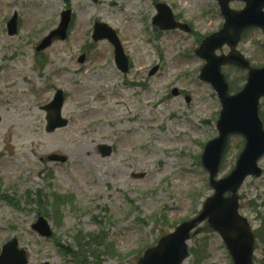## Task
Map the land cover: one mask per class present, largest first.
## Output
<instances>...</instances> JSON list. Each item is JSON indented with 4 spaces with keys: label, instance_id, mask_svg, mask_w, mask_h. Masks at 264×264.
I'll list each match as a JSON object with an SVG mask.
<instances>
[{
    "label": "rangeland",
    "instance_id": "1",
    "mask_svg": "<svg viewBox=\"0 0 264 264\" xmlns=\"http://www.w3.org/2000/svg\"><path fill=\"white\" fill-rule=\"evenodd\" d=\"M157 3L168 4L192 33L158 30ZM68 9V40L36 51ZM14 14L19 32L12 37ZM96 23L116 31L129 73L117 69L108 41L94 42ZM223 24L218 0H0V254L17 240L29 264H138L146 249L195 218L213 196L200 159L218 136L222 110L199 80L205 62L195 50ZM238 51L264 66V34L252 30ZM223 72L233 93L244 89L246 72ZM59 89L69 125L49 134L43 107ZM260 106L262 117L264 100ZM230 140L221 179L243 151L241 137ZM105 145L113 154L103 158ZM52 155L67 162H50ZM259 166L264 171V158ZM239 194L241 214L259 230L255 263L263 264L264 176L248 178ZM55 195L66 201L58 210ZM39 216L51 224L52 241L32 230ZM201 228L185 264H232L222 238Z\"/></svg>",
    "mask_w": 264,
    "mask_h": 264
},
{
    "label": "water",
    "instance_id": "2",
    "mask_svg": "<svg viewBox=\"0 0 264 264\" xmlns=\"http://www.w3.org/2000/svg\"><path fill=\"white\" fill-rule=\"evenodd\" d=\"M220 11L227 23L219 34L206 39L196 52L206 61V66L201 70V81L214 88L221 101L223 111L217 123L219 137L210 142L204 149L202 156L203 167L210 174V184L215 191L209 198L203 211L194 220L184 222L176 228V231L160 240L159 244L146 251L139 264H183L189 256L187 241L191 233L200 224L207 221L208 226L223 238L227 249L230 251L234 264H254L255 237L247 220L239 213L238 191L248 176L255 178L263 174L258 168V160L264 156V128L259 117V103L264 98V69L252 70L243 56L236 52L244 30L256 27L264 30V0H243L247 3L246 10L236 13L230 10L229 4L235 0H218ZM240 1V0H238ZM158 16L153 24L162 31L181 29L190 32L188 25L175 22L170 7L166 4L158 5ZM71 12L62 15L63 19L56 32L48 36L37 48V51L46 50L53 43V39L59 37L66 40L68 26L71 22ZM18 19L15 15L8 24L11 36L18 33ZM96 41L107 39L114 45L117 66L123 72H128V58L124 54L123 47L116 33L105 25H96L94 37ZM229 45L231 55L216 56L215 52L223 46ZM85 57L80 58L84 62ZM227 64H237L241 68L249 70L248 82L244 90L230 96V87L225 75L221 73L222 67ZM158 71H152L154 75ZM56 97L44 110L47 112V132L51 133L68 125V121L62 118L61 111L64 106L65 95L58 91ZM177 95V92H174ZM1 120V119H0ZM235 134L246 139L245 151L238 158L235 170L226 179L217 181L225 150L229 138ZM100 153L106 157L111 155V148L100 147ZM51 161L65 162L66 158L52 156ZM229 194V196H228ZM34 229L42 237H51L50 227L45 219H40ZM199 231L195 233L198 234ZM0 264H27L25 252H20L16 240L5 246Z\"/></svg>",
    "mask_w": 264,
    "mask_h": 264
},
{
    "label": "trees",
    "instance_id": "3",
    "mask_svg": "<svg viewBox=\"0 0 264 264\" xmlns=\"http://www.w3.org/2000/svg\"><path fill=\"white\" fill-rule=\"evenodd\" d=\"M43 198H44V197H43ZM43 198H42L41 196H39V197L36 199L35 203H37L39 206H41V205H42L41 200H42ZM54 199H55V202H56V210H58V209L61 207V205H62V203H61L62 198L59 197L58 195H55V196H54ZM79 242H80V241H78L77 243L79 244Z\"/></svg>",
    "mask_w": 264,
    "mask_h": 264
}]
</instances>
